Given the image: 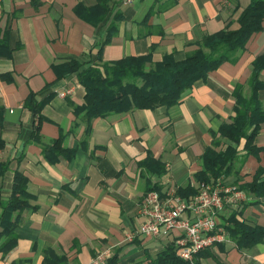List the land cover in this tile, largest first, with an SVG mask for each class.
I'll list each match as a JSON object with an SVG mask.
<instances>
[{
	"label": "crops",
	"instance_id": "crops-1",
	"mask_svg": "<svg viewBox=\"0 0 264 264\" xmlns=\"http://www.w3.org/2000/svg\"><path fill=\"white\" fill-rule=\"evenodd\" d=\"M111 1L109 13L94 25L74 7L92 6L96 0H40L37 6L30 0H0V31H8L10 49V55H0V161H10L0 175V201L10 195L19 165L28 177L29 203L35 206L20 214L16 246L4 257L0 253V264H41L47 246L65 255L68 264H91L103 250L109 253L107 259L116 253L119 264H149L180 233H136L143 195L154 187L163 195L177 194V188L187 184L198 191L201 182L193 176L202 169L201 155L213 133L234 115V87L249 92L251 62L264 52V19L234 62H223L195 81L177 104L96 117L86 135L84 119L70 104H81L85 90L76 72H68L69 62L85 66L145 54L152 62L165 54L182 60L204 35L238 29L239 15L250 2ZM116 12L122 19L105 43ZM64 91L67 94L60 96ZM29 94L44 102L41 144L31 140L35 116L24 106ZM259 98L264 103V89ZM60 133L62 147L74 148L75 154L51 162L42 148ZM255 142L262 150L236 161L225 184L249 181L264 165V122ZM234 211L240 221L264 227V197L249 195L241 206L226 207L219 222ZM196 257L197 264H264V239L239 249L226 233Z\"/></svg>",
	"mask_w": 264,
	"mask_h": 264
},
{
	"label": "trees",
	"instance_id": "trees-1",
	"mask_svg": "<svg viewBox=\"0 0 264 264\" xmlns=\"http://www.w3.org/2000/svg\"><path fill=\"white\" fill-rule=\"evenodd\" d=\"M40 0H30L37 6ZM113 6L111 0H96L92 6L78 4L75 13L82 19L97 24L102 21ZM122 14L115 13L107 26L105 43L110 40L118 28ZM264 19V1L250 0L239 15V28L236 30L220 29L206 34L197 43V47L186 54L182 60H175L172 54L163 55L158 62H152L150 54L128 55L117 60L92 63L85 66L76 61L68 63V72H76L78 81L84 87V100L81 104L70 102L73 113L85 121V134L90 131L91 121L96 117L112 113H122L132 109H152L158 106H171L180 102L184 94L195 81L205 79L207 75L223 62H234L238 51H241L253 33L262 29ZM8 31H0V55H10L7 45ZM264 52L251 62L248 85L245 94L241 85L234 87V115L229 122L220 125L218 133H213L211 144L202 155V169L194 174L195 181L208 182L232 173L233 165L241 157L255 155L262 150L256 145V137L264 122V103L259 98V90L264 89ZM43 101H37L29 94L24 106L35 116L31 140L41 144L40 128L44 117L41 114ZM63 134L53 139L42 148L43 156L55 162L59 155L70 159L75 154L74 148L62 147ZM243 141V142H242ZM242 144V147L240 145ZM3 142L0 140V148ZM243 151L241 153L240 151ZM21 158L17 159L19 164ZM10 166V161H0V175ZM28 177L14 168L11 192L0 201V253L2 257L11 251L17 243L19 216L25 211H32L35 206L29 203L32 195L27 190ZM236 186L247 195L264 197V165L259 166L251 180L241 181ZM159 190V187L150 188ZM196 188L187 184L178 187L177 195L189 198L196 194ZM241 202L239 205L243 204ZM237 211L229 213L220 226L235 241L239 249L250 248L264 239V227L250 225L237 218ZM11 264H16L12 262ZM41 264H68L65 255L55 248L47 246L43 250ZM106 264H119L116 253L107 259ZM130 264H142L134 262ZM149 264H186L176 253L175 243L159 251Z\"/></svg>",
	"mask_w": 264,
	"mask_h": 264
},
{
	"label": "built area",
	"instance_id": "built-area-1",
	"mask_svg": "<svg viewBox=\"0 0 264 264\" xmlns=\"http://www.w3.org/2000/svg\"><path fill=\"white\" fill-rule=\"evenodd\" d=\"M67 91L60 92L64 97ZM248 199L245 191L236 185L225 184L222 178L201 182L198 191L185 199L175 193L163 195L156 190L147 191L138 212L141 221L136 233L142 236H156L178 231L175 241L177 255L186 264H197L196 255L225 238L226 232L219 222V214L226 207H238ZM187 213V217H184ZM131 240L132 237L128 236ZM109 253L98 252L91 264H103Z\"/></svg>",
	"mask_w": 264,
	"mask_h": 264
}]
</instances>
